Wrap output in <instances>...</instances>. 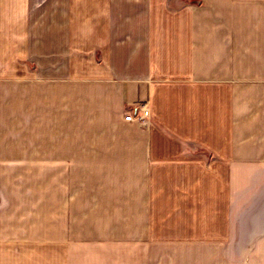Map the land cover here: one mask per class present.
<instances>
[{
    "label": "crops",
    "instance_id": "crops-1",
    "mask_svg": "<svg viewBox=\"0 0 264 264\" xmlns=\"http://www.w3.org/2000/svg\"><path fill=\"white\" fill-rule=\"evenodd\" d=\"M0 167L54 174L53 264L230 261L264 226V0H0Z\"/></svg>",
    "mask_w": 264,
    "mask_h": 264
},
{
    "label": "rangeland",
    "instance_id": "rangeland-1",
    "mask_svg": "<svg viewBox=\"0 0 264 264\" xmlns=\"http://www.w3.org/2000/svg\"><path fill=\"white\" fill-rule=\"evenodd\" d=\"M77 15L79 24L84 21L79 16L84 14ZM258 176L252 174V179ZM53 177L51 171L0 172V264H53ZM254 224L256 233L249 231L238 238L230 261L218 260V253H205V264H264V226L258 229ZM77 239L80 243L88 238Z\"/></svg>",
    "mask_w": 264,
    "mask_h": 264
},
{
    "label": "built area",
    "instance_id": "built-area-1",
    "mask_svg": "<svg viewBox=\"0 0 264 264\" xmlns=\"http://www.w3.org/2000/svg\"><path fill=\"white\" fill-rule=\"evenodd\" d=\"M140 114H137L136 116H127L125 118L126 121L128 122H138V123H143L146 122V119L148 118L149 111L146 108V106H140L139 107Z\"/></svg>",
    "mask_w": 264,
    "mask_h": 264
}]
</instances>
